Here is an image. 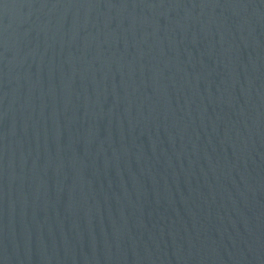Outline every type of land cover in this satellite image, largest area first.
Masks as SVG:
<instances>
[{
	"label": "water",
	"instance_id": "water-1",
	"mask_svg": "<svg viewBox=\"0 0 264 264\" xmlns=\"http://www.w3.org/2000/svg\"><path fill=\"white\" fill-rule=\"evenodd\" d=\"M0 264H264V0H0Z\"/></svg>",
	"mask_w": 264,
	"mask_h": 264
}]
</instances>
